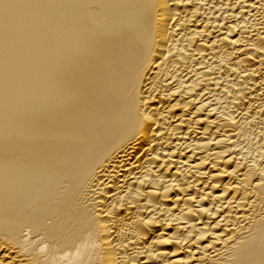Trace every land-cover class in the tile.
<instances>
[{"label":"bare ground","instance_id":"obj_1","mask_svg":"<svg viewBox=\"0 0 264 264\" xmlns=\"http://www.w3.org/2000/svg\"><path fill=\"white\" fill-rule=\"evenodd\" d=\"M0 264H264V0H0Z\"/></svg>","mask_w":264,"mask_h":264}]
</instances>
